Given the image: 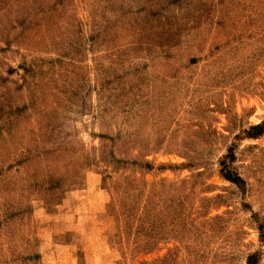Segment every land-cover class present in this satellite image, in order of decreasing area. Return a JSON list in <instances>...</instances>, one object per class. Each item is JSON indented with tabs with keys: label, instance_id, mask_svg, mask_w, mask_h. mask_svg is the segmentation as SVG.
Wrapping results in <instances>:
<instances>
[{
	"label": "rangeland",
	"instance_id": "rangeland-1",
	"mask_svg": "<svg viewBox=\"0 0 264 264\" xmlns=\"http://www.w3.org/2000/svg\"><path fill=\"white\" fill-rule=\"evenodd\" d=\"M262 120L264 0H0V264H264Z\"/></svg>",
	"mask_w": 264,
	"mask_h": 264
},
{
	"label": "trees",
	"instance_id": "trees-1",
	"mask_svg": "<svg viewBox=\"0 0 264 264\" xmlns=\"http://www.w3.org/2000/svg\"><path fill=\"white\" fill-rule=\"evenodd\" d=\"M264 133V120L257 124L250 125L247 130L243 131V134L246 138H257L261 136ZM235 160V153H234V148L233 146H230L228 148V151L221 157L219 161V173L220 176L234 184L241 192L245 191V181L244 179L239 175V173L232 169V163ZM143 166L151 169V163L145 161L143 163ZM142 219V218H141ZM259 230L261 232V240L263 239V230H264V225L259 223ZM134 244V251H144V249L151 245V241H146V240H140L135 238L133 241Z\"/></svg>",
	"mask_w": 264,
	"mask_h": 264
}]
</instances>
